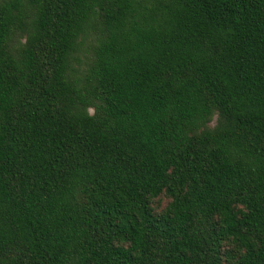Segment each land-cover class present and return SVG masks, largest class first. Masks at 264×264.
I'll return each instance as SVG.
<instances>
[{
  "label": "trees",
  "instance_id": "trees-1",
  "mask_svg": "<svg viewBox=\"0 0 264 264\" xmlns=\"http://www.w3.org/2000/svg\"><path fill=\"white\" fill-rule=\"evenodd\" d=\"M0 264H264V0H0Z\"/></svg>",
  "mask_w": 264,
  "mask_h": 264
}]
</instances>
